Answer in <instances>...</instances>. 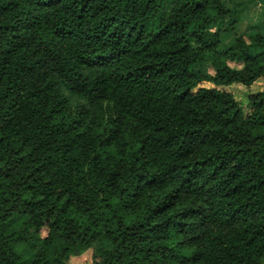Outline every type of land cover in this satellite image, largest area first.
<instances>
[{
	"label": "trees",
	"instance_id": "1",
	"mask_svg": "<svg viewBox=\"0 0 264 264\" xmlns=\"http://www.w3.org/2000/svg\"><path fill=\"white\" fill-rule=\"evenodd\" d=\"M165 1L0 0V264H263L264 13Z\"/></svg>",
	"mask_w": 264,
	"mask_h": 264
},
{
	"label": "rangeland",
	"instance_id": "2",
	"mask_svg": "<svg viewBox=\"0 0 264 264\" xmlns=\"http://www.w3.org/2000/svg\"><path fill=\"white\" fill-rule=\"evenodd\" d=\"M250 3V4H249ZM170 1H165L163 4V7L161 9V11L159 12L158 16L148 24L147 28L150 30L152 29L156 22L158 21L159 18H161L162 16H164L169 8H170ZM248 4V5H247ZM262 5H264V0H249L246 3L247 8L244 10V16L242 17L243 22L240 25L239 24V32H242L245 28H247L248 26L254 25L256 27L260 26L261 20H262V15L264 13L263 7ZM230 66L232 67H238L239 64L236 63H230ZM201 66H196L194 67V69H200ZM205 68H207V66H205ZM210 72L211 70L208 69ZM198 87H206V88H216L218 90H223L226 92L231 93L234 98L236 99V101H238L241 106H242V113L243 116H247L250 112V105L248 103L247 97H248V93H249V89L244 87L241 84L238 83H234L231 85H227V86H220V85H215L211 82H207V81H202L198 84ZM253 91H258V90H264V79H261L258 81V83L255 85V87L252 89ZM45 235V231H42V236ZM33 242L35 245L38 244L37 242V238L34 236L33 237ZM71 264H84V263H90L91 262V251H87L85 252L83 255L78 256V257H71L69 259ZM262 263L264 264V259H262Z\"/></svg>",
	"mask_w": 264,
	"mask_h": 264
},
{
	"label": "crops",
	"instance_id": "3",
	"mask_svg": "<svg viewBox=\"0 0 264 264\" xmlns=\"http://www.w3.org/2000/svg\"><path fill=\"white\" fill-rule=\"evenodd\" d=\"M262 7H264V5H262ZM244 16V13L242 14V17ZM243 20V19H242ZM208 82V81H207Z\"/></svg>",
	"mask_w": 264,
	"mask_h": 264
}]
</instances>
